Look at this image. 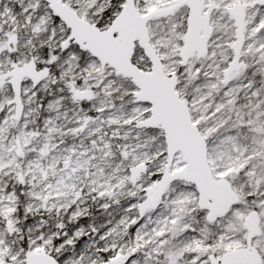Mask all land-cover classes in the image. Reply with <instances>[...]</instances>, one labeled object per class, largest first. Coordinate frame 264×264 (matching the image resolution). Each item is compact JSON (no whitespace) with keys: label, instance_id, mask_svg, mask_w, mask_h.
<instances>
[{"label":"snow or ice","instance_id":"obj_1","mask_svg":"<svg viewBox=\"0 0 264 264\" xmlns=\"http://www.w3.org/2000/svg\"><path fill=\"white\" fill-rule=\"evenodd\" d=\"M0 264H264V0H0Z\"/></svg>","mask_w":264,"mask_h":264}]
</instances>
